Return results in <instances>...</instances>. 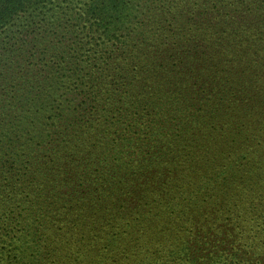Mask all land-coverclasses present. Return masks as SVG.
Wrapping results in <instances>:
<instances>
[{"label": "trees", "instance_id": "obj_1", "mask_svg": "<svg viewBox=\"0 0 264 264\" xmlns=\"http://www.w3.org/2000/svg\"><path fill=\"white\" fill-rule=\"evenodd\" d=\"M51 2L0 0V159L23 154L31 170L0 171V264H264V89L237 65L217 93L178 79L210 69L199 55L255 41L264 0H59L65 7L49 11L79 24L117 32L130 16L160 62L140 66L155 77L130 72L123 85L113 70L82 65L36 92L38 77L50 81L46 47L57 56L83 42L29 12ZM207 35L221 47L195 41ZM238 63L260 79L259 64ZM107 167L130 171L128 203L109 198ZM80 171L87 180L73 186L66 178ZM117 223H130L136 243L121 258Z\"/></svg>", "mask_w": 264, "mask_h": 264}, {"label": "rangeland", "instance_id": "obj_2", "mask_svg": "<svg viewBox=\"0 0 264 264\" xmlns=\"http://www.w3.org/2000/svg\"><path fill=\"white\" fill-rule=\"evenodd\" d=\"M59 0L56 2L47 3L46 5L38 4L33 5L30 7V13L33 17H39L41 19L46 20L49 23H54L56 25H60L61 28L66 29V31H73L75 35L82 38L83 42H77L73 45V43H68L69 51L64 55L62 53L56 54L54 51H51L49 47H46V52L42 55L44 58L43 67L49 66L51 71L50 81L47 83L44 80V77H38L36 79L37 91H41V87L46 88L48 91L53 90V82L58 81L62 82L68 78L73 77L75 71L81 70L78 66L82 65H90L96 66L92 70L106 72L109 74L110 70L115 72V75L119 77L114 79V82L127 84L130 82V72L132 73L133 77L137 79L142 78H152L155 77L156 74L151 73L153 69H157V64L160 62L154 55H150L153 51V47H150L149 50L145 48V44L137 38V31L141 32V29L136 27L133 23L130 22V16L127 18V22L123 25V29L121 31H113L111 28L104 26L103 24H84L78 21L70 20V18L66 17V14H61L64 11L61 9L59 10V14L56 16L50 12V9L54 7L60 8L65 7L66 3L59 4ZM80 4H84L85 0H78ZM213 5V4H212ZM211 7V5H204L202 8ZM199 9V7H197ZM78 11V10H76ZM260 13L263 15L262 18L258 23L255 25V31L253 33V39L251 44L247 46V44H243L242 48H238L231 53H227L220 57H216L213 55L201 56V62L206 63L210 69H201V74L188 72L183 73L179 76L178 79L183 80L179 85L188 86L190 89H197L202 91H214L215 93L224 90L223 87L219 85V81H226L229 78H234V76H239L238 74H232L234 71L231 70V66L237 65L238 67H242L240 71L246 72L243 79L245 83L250 84L252 87L256 88L257 90L263 91L264 89V2H261V8L259 9ZM222 12V11H221ZM137 20H135L136 22ZM78 24V25H77ZM85 26V29H83ZM97 32L95 35L96 40L95 43H90L92 33ZM230 33V32H228ZM103 34L104 36H101ZM102 37V38H100ZM199 37L205 38L207 41V45L210 49L216 51L219 49L220 43L222 39H219L220 36H210L207 37L198 36L195 38V41H199ZM159 39L158 33L156 34V40ZM77 40V41H78ZM76 42V41H73ZM98 43V44H97ZM159 42L156 44L158 45ZM36 61L38 60V56L35 57ZM236 61V62H234ZM245 62L247 64L256 65L259 64L261 67V72H256L260 79H258L251 70L248 69L247 65L241 64L238 62ZM73 65L71 68L70 65L65 67V65ZM146 65L147 69L151 72H147L146 74L141 73L140 66ZM90 70V71H92ZM227 70V71H226ZM169 71H173V67H169ZM198 71V70H196ZM79 73V72H78ZM84 71L81 74H77V76H83ZM173 78V74H171ZM114 77V76H113ZM161 77V76H159ZM170 78H168L169 80ZM257 80L259 83H254L250 80ZM35 80V79H33ZM174 81H177V79ZM198 82L200 85H196L195 83ZM206 88L202 89V86L205 84ZM233 84L232 82L229 85ZM41 85V87L39 86ZM67 85V83L65 84ZM79 83L76 84L74 87H79ZM83 85L82 88H84ZM40 94V93H39ZM38 94V100L41 99L42 96ZM54 93H52L53 95ZM20 98V96H19ZM45 99L40 101V103H45ZM57 106H60V103H57ZM43 115L40 117V123L42 118L47 120L48 114ZM37 116H34L32 122L36 123ZM20 158H13L12 156H6L4 160L0 159V171H31L27 168V165L30 163V158L23 156V154H19ZM105 175L106 180V187L109 189H113L115 191V195L112 193H108L109 198L112 201L117 202H124L128 203L129 201L126 200L128 196H123L125 192L129 191L130 193V175L128 174L130 171H120L117 168L107 167L104 168L103 171H100ZM68 181H71L73 186H79V184L83 183L87 180L86 174L83 171H80L79 178L76 176L74 178L67 177ZM86 179V180H85ZM92 185L96 186V182L91 181ZM117 231L120 234L117 236L119 243H122L124 247L121 250H118V257H122L124 254L130 255V246L136 244L133 240L135 238L130 237V223L125 226L124 223H117L116 224ZM141 247V244H138V248ZM180 264H198L193 263L192 261H187L186 263Z\"/></svg>", "mask_w": 264, "mask_h": 264}]
</instances>
